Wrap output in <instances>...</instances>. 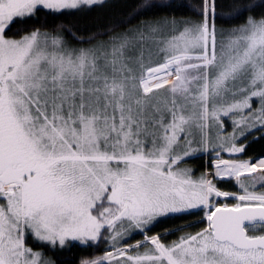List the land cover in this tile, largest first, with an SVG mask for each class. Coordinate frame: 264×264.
I'll use <instances>...</instances> for the list:
<instances>
[{"label": "snow or ice", "instance_id": "snow-or-ice-1", "mask_svg": "<svg viewBox=\"0 0 264 264\" xmlns=\"http://www.w3.org/2000/svg\"><path fill=\"white\" fill-rule=\"evenodd\" d=\"M104 3L0 0V264H50L26 246L29 234L52 248L101 240L112 248L81 264H264V154L238 158L248 146L239 141L264 130V0H229L226 11L218 0H143L87 40L67 28L88 47H69L64 25L7 36L42 11ZM161 8L196 18L131 24ZM217 19L232 26L218 29ZM97 35L107 39L92 43ZM209 147L213 173L193 179L178 167ZM209 176L234 181L239 194ZM193 209L207 220L199 232L170 244L146 234ZM137 233L142 241L117 246Z\"/></svg>", "mask_w": 264, "mask_h": 264}, {"label": "trees", "instance_id": "trees-1", "mask_svg": "<svg viewBox=\"0 0 264 264\" xmlns=\"http://www.w3.org/2000/svg\"><path fill=\"white\" fill-rule=\"evenodd\" d=\"M143 0H105V3L100 6H93L91 8H84L81 10H68L65 14H46L45 11H42L37 14L34 19L27 20L23 25L13 24L11 26V30L7 32L8 37L19 38V35H23L26 32L33 30L34 28H41L42 31L56 28L59 25L66 26L65 28H60L59 31L62 33L64 40L66 41L69 47H88L87 43H80L77 39L73 38V36L67 31V28H70L72 32L76 33L78 37H83L87 40L94 33L103 32L112 25H114L117 21L122 18L127 17L129 13L139 4L142 3ZM185 3H189L192 5H197L199 0H184ZM229 0H218V3L224 4V9L227 10V4ZM221 9H218V11ZM264 11V10H258ZM175 16L176 18H193L196 17L191 11L187 9H178L173 11L171 9H153L148 11L140 16H137L135 19L131 21V24L138 23L141 19L147 18H157L164 16ZM242 23L241 20L233 21L232 24ZM217 28H226L232 26L231 24H226L222 20L217 19L216 21ZM131 25H120L115 30L122 31L125 27ZM18 33V35H16ZM107 39V36L97 35L92 43H96L98 40ZM253 108L258 106V101L253 103ZM236 117L226 118L225 123V131L222 135H231L233 131V127L231 124V120ZM264 130L261 132H252L251 135L247 137V139H242L239 141V144H247L246 152L239 156L238 158H247V157H257L264 154V138H260ZM221 133L218 132L217 128H212L209 131V139L211 144L219 143L218 137ZM255 138V139H254ZM183 141H181L182 144ZM239 144L237 146H239ZM183 146V144H182ZM196 147H202L201 145H196ZM222 158H229L228 154L223 153ZM215 160V152L212 151L211 147H209V151H199L195 153L193 156L186 158L180 166H185L188 169H191V175H202L205 170H210L212 168V162ZM178 165V166H179ZM213 181L217 184L220 189H228L233 192H239V189L234 185L233 182H220ZM227 183V184H226ZM231 183V184H229ZM219 202V201H218ZM166 225V224H164ZM166 227V226H163ZM159 228L158 230L152 228L151 231L146 234L151 236L155 235L157 232H161L166 228ZM108 233L105 231L104 236L106 237ZM144 234H132L128 240H126V244L124 242L119 243L118 247H125L127 245H133V242L143 240ZM167 237L162 239V242L166 244ZM38 251L41 249L44 253V256H48L52 263L50 264H81V261L84 259H93L99 256H103L106 251H111L112 248L103 240L97 246H80L78 242H72L69 246L61 249L58 245L55 248H52L51 245L41 243L38 241L34 242L33 245Z\"/></svg>", "mask_w": 264, "mask_h": 264}, {"label": "flooded vegetation", "instance_id": "flooded-vegetation-1", "mask_svg": "<svg viewBox=\"0 0 264 264\" xmlns=\"http://www.w3.org/2000/svg\"><path fill=\"white\" fill-rule=\"evenodd\" d=\"M220 190L227 191V192H233L228 189H220ZM257 190L264 191V189H257ZM213 199H214V202L217 200V198H213ZM218 201H219L218 205H223L225 203L229 205H234L237 202L234 199L225 200L224 198H218ZM163 226H166V227H163ZM206 226H207V220L204 218V210L193 209L191 210L190 213L174 214L168 217L161 218L160 222L157 223L155 227L157 230L161 227L166 228V229L161 232H157L155 235L161 234L162 239L164 237H167L166 244H170L173 241L177 240L180 236L186 235V234H195L196 232H199L201 229H203ZM169 229L172 230V234L163 235V233ZM176 229H179V230H176ZM250 234H253V233L250 232Z\"/></svg>", "mask_w": 264, "mask_h": 264}, {"label": "rangeland", "instance_id": "rangeland-1", "mask_svg": "<svg viewBox=\"0 0 264 264\" xmlns=\"http://www.w3.org/2000/svg\"><path fill=\"white\" fill-rule=\"evenodd\" d=\"M225 136V135H224ZM226 136H228V135H226ZM197 139H199V137H197ZM184 142H182V144H183ZM181 144V145H182ZM196 145L197 144H194L193 145V147H196ZM181 149H177V151H180ZM225 154H228V153H225ZM179 168H181V169H188V168H186L184 165L183 166H178ZM209 173L207 170H205L203 173ZM192 176V175H191ZM200 177V175H196V176H192V178L193 179H198ZM209 179H213V181H215L216 179L215 178H213L212 176H209L208 177ZM233 183H234V181H232ZM131 236V235H130ZM128 238L129 237H125V240H128ZM35 241H38V240H35L30 234H29V236L27 237V239H26V246L27 247H29V248H31L34 252H40V253H42V262L43 261H48V262H50V263H52L51 261H50V259H49V257L48 256H44V253L42 252V250L40 249L39 251H38V249H36L33 245H34V242ZM139 241V240H138ZM38 242H40V241H38ZM137 242V241H136ZM136 242H133V245H135L136 244ZM41 243H43V242H41ZM122 243V242H121ZM59 246V245H58ZM148 247H150V245H144V247H141V248H139L138 249V251L139 252H144L145 250H146V248H148ZM136 251L137 250H133V251H131L129 254L130 255H135L136 254Z\"/></svg>", "mask_w": 264, "mask_h": 264}, {"label": "bare ground", "instance_id": "bare-ground-1", "mask_svg": "<svg viewBox=\"0 0 264 264\" xmlns=\"http://www.w3.org/2000/svg\"><path fill=\"white\" fill-rule=\"evenodd\" d=\"M261 156H257L256 158H260ZM215 171V169L212 170L211 173H213ZM213 177V176H212ZM214 178V177H213ZM217 180V179H216ZM222 181H227V180H222Z\"/></svg>", "mask_w": 264, "mask_h": 264}, {"label": "water", "instance_id": "water-1", "mask_svg": "<svg viewBox=\"0 0 264 264\" xmlns=\"http://www.w3.org/2000/svg\"><path fill=\"white\" fill-rule=\"evenodd\" d=\"M244 159H247V158H244ZM212 172V170L211 171H209V173H211Z\"/></svg>", "mask_w": 264, "mask_h": 264}]
</instances>
